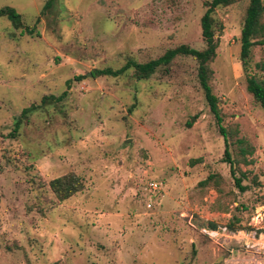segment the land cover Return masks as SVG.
Listing matches in <instances>:
<instances>
[{"label": "rangeland", "instance_id": "rangeland-1", "mask_svg": "<svg viewBox=\"0 0 264 264\" xmlns=\"http://www.w3.org/2000/svg\"><path fill=\"white\" fill-rule=\"evenodd\" d=\"M45 1L0 0L39 33L0 18V264H243L253 253L264 262V108L246 88L248 77L264 85V38L244 67L247 1L214 11L209 64L243 191L193 58L143 81L89 75L179 45L203 49L208 0H56L35 24ZM64 91L9 136L23 108ZM68 173L83 188L59 201L48 184Z\"/></svg>", "mask_w": 264, "mask_h": 264}, {"label": "trees", "instance_id": "trees-1", "mask_svg": "<svg viewBox=\"0 0 264 264\" xmlns=\"http://www.w3.org/2000/svg\"><path fill=\"white\" fill-rule=\"evenodd\" d=\"M56 0H46L43 4L39 15L35 19V24L39 22L40 17L44 16L54 5ZM238 1H247L245 9V15L243 19V25L240 33V58L243 66H246V58H248L251 47L255 44V40L258 38H264V0H208L205 3V12L200 19V30L201 36L205 43V46L201 50L191 48L187 45H179L174 48L167 49L161 56L149 60L147 62H137L136 60L129 58L126 62L118 69L111 67H105L102 69H94L91 71L93 78L99 76L106 77H120L132 72L133 77L137 81H143L148 79L159 69H167L171 62L179 56L191 57L197 62V79L204 99L209 107L211 114L213 115L219 133L224 140V162L228 163L230 174L234 179L235 186L243 191L244 188L241 185L240 178L235 177L234 161L232 160L229 153L228 136L224 127L222 126V117L220 115V109L218 106V98L212 93L209 81L211 77V70L209 64L213 61L217 41L215 39L216 29L220 27L213 18V13L218 8L227 7ZM0 18H5L15 29L20 30L21 35L28 36H39L35 25L27 26L23 23V17L12 7L4 6L0 8ZM260 42V41H259ZM81 77H76L79 79ZM70 80L66 81L67 88L69 87ZM247 91L257 101L261 107L264 108V85L253 77H248L247 80ZM67 92L64 91L59 96H44L42 97L38 105L32 104L29 107H25L21 110L20 115L14 119L13 129L10 133V137H15L21 127L27 124L32 114L37 112L40 108L45 105L53 104L54 102H60ZM212 175H209L205 180L200 182V185H207L212 179ZM50 191L56 196L59 201H63L77 193L83 188V184L78 176L73 173L65 174L61 177L51 180L48 184ZM238 222L234 219L230 225V229H234V225ZM211 229H215L216 226L209 223Z\"/></svg>", "mask_w": 264, "mask_h": 264}, {"label": "built area", "instance_id": "built-area-1", "mask_svg": "<svg viewBox=\"0 0 264 264\" xmlns=\"http://www.w3.org/2000/svg\"><path fill=\"white\" fill-rule=\"evenodd\" d=\"M153 187H155V185H153V184H151ZM213 234H218V233H213ZM228 235H230V234H228L227 232H226V229H223L222 230V232H221V236L222 237H229ZM231 235H234V234H231ZM246 246L248 245V242H245L244 243ZM257 245H259V243H256V244H254L253 246H251V247H254V248H257L256 250H260L259 248H262V246H257ZM256 246V247H255ZM236 261H238V260H229V261H227V263H225V264H236L235 262ZM240 264V263H239ZM243 264H264V262H263V259L261 258H258V254L257 253H253V256H252V258L251 259H247V260H245L244 261V263Z\"/></svg>", "mask_w": 264, "mask_h": 264}, {"label": "water", "instance_id": "water-1", "mask_svg": "<svg viewBox=\"0 0 264 264\" xmlns=\"http://www.w3.org/2000/svg\"><path fill=\"white\" fill-rule=\"evenodd\" d=\"M89 75H91V74H89Z\"/></svg>", "mask_w": 264, "mask_h": 264}]
</instances>
